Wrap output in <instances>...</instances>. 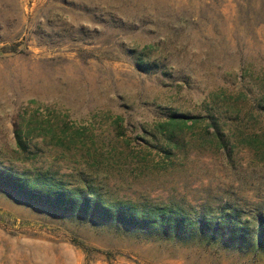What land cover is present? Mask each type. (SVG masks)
<instances>
[{"label": "rangeland", "instance_id": "374dc122", "mask_svg": "<svg viewBox=\"0 0 264 264\" xmlns=\"http://www.w3.org/2000/svg\"><path fill=\"white\" fill-rule=\"evenodd\" d=\"M3 168L79 200L0 185V264H264V0H0Z\"/></svg>", "mask_w": 264, "mask_h": 264}, {"label": "trees", "instance_id": "16d2710c", "mask_svg": "<svg viewBox=\"0 0 264 264\" xmlns=\"http://www.w3.org/2000/svg\"><path fill=\"white\" fill-rule=\"evenodd\" d=\"M169 119L170 121H177L178 117L170 115ZM9 170L10 169L7 168L0 169L1 186L18 192L26 198H31L47 205H54L55 207L61 208H72L77 205L79 198L75 197L71 191L62 190L58 185L45 184L44 182L42 185H30L27 179L23 176L14 174ZM89 207L92 208L98 216H114L115 221L130 224L132 226H143L146 222L148 224L158 222L165 225V229H167L169 224L174 225L176 230L179 228H186L187 230L194 228L200 229L202 232H205L204 229L214 232L217 228L224 226V224L227 223L225 215L222 216L219 223L213 220L204 219L201 216H199L196 223H194L192 221L185 220L182 214L171 213L166 209H159L157 212L155 211L152 214L140 213L139 215H136V213L131 212V210L121 208L120 206L113 207L111 205H104L98 203L95 199L91 200L89 198L81 197L79 207L80 211L84 212L89 209Z\"/></svg>", "mask_w": 264, "mask_h": 264}]
</instances>
